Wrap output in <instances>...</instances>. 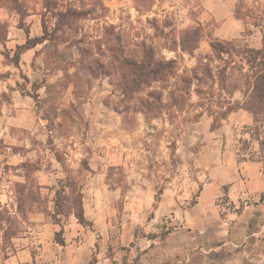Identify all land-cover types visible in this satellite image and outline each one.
<instances>
[{
    "label": "rangeland",
    "instance_id": "rangeland-1",
    "mask_svg": "<svg viewBox=\"0 0 264 264\" xmlns=\"http://www.w3.org/2000/svg\"><path fill=\"white\" fill-rule=\"evenodd\" d=\"M51 1L0 0V264H264V181L249 189L237 156L252 116L218 115L248 67L210 46L260 47L239 0ZM70 6L85 16L67 28L54 15ZM12 23L47 28L18 68ZM145 54L172 65L136 86L122 62ZM80 199L96 218L61 247Z\"/></svg>",
    "mask_w": 264,
    "mask_h": 264
},
{
    "label": "trees",
    "instance_id": "trees-1",
    "mask_svg": "<svg viewBox=\"0 0 264 264\" xmlns=\"http://www.w3.org/2000/svg\"><path fill=\"white\" fill-rule=\"evenodd\" d=\"M12 2H15V0H12ZM252 2V7L248 8L246 0H239L235 6L234 16L239 20H244L246 17H248L251 20L253 26L259 29V32L261 34L260 47H244L242 50H240L238 48V45L236 44L225 43V45H221L218 42H213L210 46L211 50L214 53H224L228 56L233 55L234 57H239L241 59V64L243 60L245 62V65L248 67V69H246L245 71L244 67H241L237 70L239 71L238 73L241 77V79H239L241 81V87H235L233 89V91H239L242 94V101L233 102L230 99H226L224 101L223 107H219V109L222 111H219L218 115L220 122L225 120L230 113L239 109L246 111L252 116L255 138L250 136V141H242V152L238 151L239 153H237V156H240L241 161L243 162L250 161L264 163L263 156L255 159L253 157V152L247 153V150L249 146H251L252 141H255L257 143L259 152H261L264 148V140L261 137L262 133L264 132V0H252ZM55 5V2L53 5V2L51 0H43V6L47 11H49V8H51V6L53 10H55ZM240 6L241 8L246 7L247 14L241 13V11L239 10ZM14 10L18 14L17 8H14ZM83 16H85L84 12L79 11L73 6L59 11L54 15V17L57 18V22H62L67 28H70L69 25L82 20ZM42 28L43 35L41 37L33 39L27 37L26 42L22 46H18L16 48L11 61L14 67L18 68L20 54H22L26 50L34 48L38 44H42L45 40H47V28L44 27L43 23ZM58 30L59 26L56 25L54 31ZM190 32L194 37L198 36L195 29L182 30L181 34L186 37V35L190 34ZM181 48L183 52L189 53V50L183 44H181ZM193 51L194 50H192V52ZM122 63L129 72L132 84L136 86L144 84L149 78H151V76H157L162 72L168 71L172 65L171 61H155L153 55L149 57V55L147 54H145L140 60L126 58ZM142 107L145 108L144 104L142 105ZM146 108L148 109L147 105ZM217 126H219V122L217 123L213 120L211 129H215ZM158 199L159 194H156L154 199L155 203L158 202ZM78 204V208H76L73 212L77 223L81 226H91V223L87 221L83 215L81 199ZM62 234V229L59 232L54 233V242L61 246L64 245V239L62 237H59V235Z\"/></svg>",
    "mask_w": 264,
    "mask_h": 264
},
{
    "label": "crops",
    "instance_id": "crops-1",
    "mask_svg": "<svg viewBox=\"0 0 264 264\" xmlns=\"http://www.w3.org/2000/svg\"><path fill=\"white\" fill-rule=\"evenodd\" d=\"M2 10L3 9L0 8V12ZM227 24H230V22L229 21L225 22L223 27L225 25H227ZM237 27H238V25H237ZM238 28H240V27H238ZM10 30H11V32H10ZM238 31H239V29L236 30L235 34L238 33ZM31 36H32L31 35V28L29 30V28L28 29H24L21 25H18V24H15V23H12L9 26L7 24V34H6V38H5L4 42H3V43H5V46L2 45L4 51L6 49L9 52H11V50H14L13 52H15V50H16V48L18 46H22L24 44L23 41H22V38L27 39V37L31 38ZM28 51H30V49L26 50L22 54H20V57L23 54H26ZM2 57H3V55H2ZM240 111L246 112V111L240 109L238 112H234V113L232 112L231 114L234 116V115L239 114ZM247 114L250 115L249 113H247ZM250 164L251 165L253 164L255 166H257V165L259 166L260 163L259 162H248V163L245 162V163L242 164V167H240V169H239V173L242 174L245 177L244 181L246 182V185L248 186L249 189H251V187L253 186V180L254 179L264 181V169H259L257 167L256 168L253 167V168H255L254 170L251 169V173H253V179L251 178V175L248 174V170L249 169L247 167ZM233 167L234 166H232L231 164H228L227 167L225 168V171H227L228 175H230L229 173H230V171H232ZM230 168H231V170H230ZM229 182H233V181L229 180ZM261 190L264 193V189H261ZM251 192H253V191H251ZM82 210H83V215H84L86 220H91V219L93 220V218H96V217H91L89 212H87L85 203H82ZM94 216H96V215H94ZM60 229H62V228H60ZM62 231H63V235H64L65 245H66V243L69 242L68 239H66L67 237H69V240L72 241L73 244H76V242L74 240H71V239H73V237L76 238L80 234L85 235L84 227L81 226L80 224H78L77 222L76 223L72 222L68 226H63ZM79 241H81V240H79ZM65 245L63 247H65ZM1 264H11V258L4 259ZM22 264H36V261L35 260L33 261L31 259V261L29 263L22 262Z\"/></svg>",
    "mask_w": 264,
    "mask_h": 264
}]
</instances>
